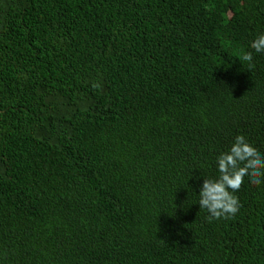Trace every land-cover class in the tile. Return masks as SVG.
Returning a JSON list of instances; mask_svg holds the SVG:
<instances>
[{
    "label": "trees",
    "instance_id": "obj_1",
    "mask_svg": "<svg viewBox=\"0 0 264 264\" xmlns=\"http://www.w3.org/2000/svg\"><path fill=\"white\" fill-rule=\"evenodd\" d=\"M264 0H0V264H264ZM253 55V68L241 59Z\"/></svg>",
    "mask_w": 264,
    "mask_h": 264
},
{
    "label": "clouds",
    "instance_id": "obj_2",
    "mask_svg": "<svg viewBox=\"0 0 264 264\" xmlns=\"http://www.w3.org/2000/svg\"><path fill=\"white\" fill-rule=\"evenodd\" d=\"M256 53H264V34L251 42ZM241 59L253 68V55L244 52ZM219 175L216 178L203 179L199 191V207L206 209L209 219H228L234 217L239 209V200L235 193L244 183L245 177L253 185L264 182V154H261L243 135L235 137L226 152L217 157Z\"/></svg>",
    "mask_w": 264,
    "mask_h": 264
}]
</instances>
